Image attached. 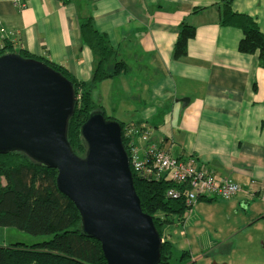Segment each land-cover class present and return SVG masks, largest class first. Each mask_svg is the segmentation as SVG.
I'll use <instances>...</instances> for the list:
<instances>
[{
    "label": "crops",
    "instance_id": "0c3cea01",
    "mask_svg": "<svg viewBox=\"0 0 264 264\" xmlns=\"http://www.w3.org/2000/svg\"><path fill=\"white\" fill-rule=\"evenodd\" d=\"M219 1L0 0V50L7 43L87 82L95 59L81 43L79 20L90 17L126 66L93 89L95 106L124 129L149 131V141L172 156L192 157L216 178L238 184L241 191L231 199L205 204H221L233 215L226 239L254 232L263 241L264 69L257 54L238 52V29L220 26ZM231 7L264 34V0H232ZM182 23L193 27L194 36L186 56L174 60ZM132 137L142 151L141 136ZM169 234L164 240L174 247ZM183 252L190 258L186 264L205 257ZM232 252L221 263L231 264Z\"/></svg>",
    "mask_w": 264,
    "mask_h": 264
},
{
    "label": "water",
    "instance_id": "95a60500",
    "mask_svg": "<svg viewBox=\"0 0 264 264\" xmlns=\"http://www.w3.org/2000/svg\"><path fill=\"white\" fill-rule=\"evenodd\" d=\"M76 103L70 83L43 63L0 56V155L21 152L56 170L57 190L107 264H158L163 241L140 209L119 123L90 115L80 128L86 153L79 158L66 139Z\"/></svg>",
    "mask_w": 264,
    "mask_h": 264
},
{
    "label": "trees",
    "instance_id": "16d2710c",
    "mask_svg": "<svg viewBox=\"0 0 264 264\" xmlns=\"http://www.w3.org/2000/svg\"><path fill=\"white\" fill-rule=\"evenodd\" d=\"M219 24L238 29L242 38L237 50L241 54H257L258 64L264 69V34L256 22L245 14L232 10V0H220ZM81 43L95 59L91 78L87 82L76 81L64 68L25 51L14 52L4 45L0 56L15 53L21 58L43 63L66 79L78 100L73 115L68 120L66 139L73 153L83 158L86 145L80 135L81 126L95 112H103L91 98L93 89L101 81L118 76L126 68L117 59V52L109 45L106 37L97 32L90 17L79 20ZM194 29L184 23L179 26L172 57L179 60L186 56L187 43L193 38ZM107 120L111 118L105 117ZM121 127V142L128 154V139L124 126ZM57 172L21 152L10 151L0 155V228H13L31 237L46 238L39 243L25 245L9 243L0 245V264H107L98 241L86 237L81 230L80 215L56 187ZM133 187L140 201L141 211L150 216L160 237L164 230L181 219L186 208L181 200L167 197L168 190L175 188L168 179H143L135 174ZM199 201L211 202L202 198ZM173 257V246L165 241L160 246L158 264H169ZM189 255L182 252L178 261L186 264ZM195 264V263H190Z\"/></svg>",
    "mask_w": 264,
    "mask_h": 264
},
{
    "label": "rangeland",
    "instance_id": "374dc122",
    "mask_svg": "<svg viewBox=\"0 0 264 264\" xmlns=\"http://www.w3.org/2000/svg\"><path fill=\"white\" fill-rule=\"evenodd\" d=\"M205 203L198 202L191 210L183 214L181 218L183 220H175L176 224L179 223L177 226L171 224L168 226L169 231L167 228L163 232L164 236H168L171 232L170 238L175 243L173 257L169 264H182L178 258L183 250L205 256L199 264L208 262L209 264H224L221 260H227L225 256L232 249L234 252L230 253L228 258L231 264H264V240H258L254 232L238 234L226 239L225 229L228 223L233 222V215H227L221 204L216 203L208 207ZM210 215H214L212 219L208 218ZM44 239L46 238L28 236L13 228H0V245L9 243L32 245Z\"/></svg>",
    "mask_w": 264,
    "mask_h": 264
},
{
    "label": "built area",
    "instance_id": "2783aa9c",
    "mask_svg": "<svg viewBox=\"0 0 264 264\" xmlns=\"http://www.w3.org/2000/svg\"><path fill=\"white\" fill-rule=\"evenodd\" d=\"M23 4H20L22 7ZM78 100V96H77ZM128 141V162L132 174L143 179H168L175 188L167 191V197L181 200L186 212L200 199L229 200L241 191V187L227 178H216L204 164L192 157H174L168 151L150 142L149 131L145 129H124ZM139 134L145 142L142 151L132 143V136ZM141 151V156H139ZM264 201V187L261 190ZM164 242V237H161Z\"/></svg>",
    "mask_w": 264,
    "mask_h": 264
}]
</instances>
